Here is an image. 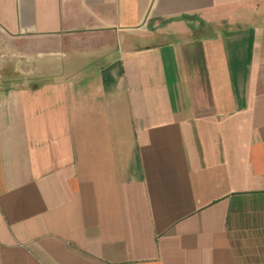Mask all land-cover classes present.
Returning a JSON list of instances; mask_svg holds the SVG:
<instances>
[{
    "label": "crops",
    "instance_id": "1",
    "mask_svg": "<svg viewBox=\"0 0 264 264\" xmlns=\"http://www.w3.org/2000/svg\"><path fill=\"white\" fill-rule=\"evenodd\" d=\"M262 263L264 0H0V264Z\"/></svg>",
    "mask_w": 264,
    "mask_h": 264
},
{
    "label": "rangeland",
    "instance_id": "2",
    "mask_svg": "<svg viewBox=\"0 0 264 264\" xmlns=\"http://www.w3.org/2000/svg\"><path fill=\"white\" fill-rule=\"evenodd\" d=\"M4 80V81H3ZM15 80V79H14ZM18 80V79H17ZM13 81V79H2V82H10ZM263 264V263H262Z\"/></svg>",
    "mask_w": 264,
    "mask_h": 264
}]
</instances>
